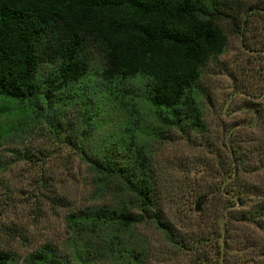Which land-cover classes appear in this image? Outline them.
Returning a JSON list of instances; mask_svg holds the SVG:
<instances>
[{
	"label": "trees",
	"instance_id": "trees-1",
	"mask_svg": "<svg viewBox=\"0 0 264 264\" xmlns=\"http://www.w3.org/2000/svg\"><path fill=\"white\" fill-rule=\"evenodd\" d=\"M224 19L222 0H0L2 108L14 104L29 122L43 121L56 134L58 107L79 105L83 126L73 144L92 175L95 199L104 200L66 215L63 255L46 243L25 264H145L147 248L132 235L145 224L188 250L159 208L146 149L172 131L204 132L198 81L223 53ZM136 79L143 80L151 121L128 115L118 133L94 143L104 102L117 97L111 89ZM135 96L122 88L118 100ZM242 188L234 215L264 234V200L250 204L256 187ZM9 262L0 252V264Z\"/></svg>",
	"mask_w": 264,
	"mask_h": 264
},
{
	"label": "rangeland",
	"instance_id": "rangeland-1",
	"mask_svg": "<svg viewBox=\"0 0 264 264\" xmlns=\"http://www.w3.org/2000/svg\"><path fill=\"white\" fill-rule=\"evenodd\" d=\"M222 2L225 47L198 81L204 132L172 131L146 149L159 208L188 250L172 246L151 224L138 226L132 235L147 248L145 264H264V234L234 215L235 192L243 186L256 187L250 204L264 200V0ZM142 81L111 89L117 97L104 102L94 143L118 133L128 115L151 121ZM122 88L138 96L118 100ZM2 106L0 101V252L9 255V264H25L46 243L63 255L70 235L66 215L104 202L95 199L92 175L73 144L72 134L83 126L80 107L60 105L53 134L14 104Z\"/></svg>",
	"mask_w": 264,
	"mask_h": 264
},
{
	"label": "water",
	"instance_id": "water-1",
	"mask_svg": "<svg viewBox=\"0 0 264 264\" xmlns=\"http://www.w3.org/2000/svg\"><path fill=\"white\" fill-rule=\"evenodd\" d=\"M204 199L203 198H200L198 201H197V204H196V209L199 208V206L203 203Z\"/></svg>",
	"mask_w": 264,
	"mask_h": 264
}]
</instances>
